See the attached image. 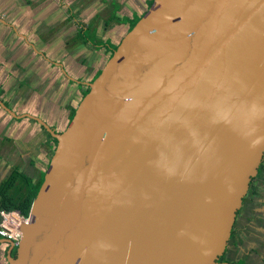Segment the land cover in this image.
Returning <instances> with one entry per match:
<instances>
[{
    "label": "water",
    "instance_id": "water-1",
    "mask_svg": "<svg viewBox=\"0 0 264 264\" xmlns=\"http://www.w3.org/2000/svg\"><path fill=\"white\" fill-rule=\"evenodd\" d=\"M88 86L62 133L18 117L57 145L9 264H228L264 159V0H153Z\"/></svg>",
    "mask_w": 264,
    "mask_h": 264
},
{
    "label": "flooded vegetation",
    "instance_id": "flooded-vegetation-1",
    "mask_svg": "<svg viewBox=\"0 0 264 264\" xmlns=\"http://www.w3.org/2000/svg\"><path fill=\"white\" fill-rule=\"evenodd\" d=\"M93 2V8L89 10L91 12L92 10L94 11L92 14L84 15L85 20H83V22L75 19V14L82 13L80 10L76 12L72 8L68 9L67 19L72 24L71 29H73V37L71 40L64 41L62 35L63 30L58 29L55 25L51 24L46 27L45 32L37 27L35 32L36 37L34 39L26 36H24L23 39L31 49L34 58H40L44 63L55 67L59 77L61 76L66 80V82H63L64 84H61L63 85L60 91L61 97L66 89L72 87L69 88V92L67 94L68 97L66 96V99L64 100L65 102L62 103L64 111L61 112V114L54 115L51 113L53 105L59 103L58 99H54L52 104H49L44 99H39V96L35 94V97L38 99L34 100V102L30 99L25 101L26 98L23 97V92L26 89L24 87L26 86L27 80L31 78L30 72L34 69L33 59L31 61L28 60V68L23 69L25 74L27 73L26 76H23V81L21 83L16 82V87L13 88L16 96H13V93H10L11 90L9 89V83L6 86L0 84V101L6 108L13 112L15 116H12L7 110L2 108L1 105L0 112H3L10 118H14L17 121L25 119L36 123L43 130L44 134L47 135V140L45 141L46 149L48 152H52L47 161H45L44 164L41 162L40 166L37 167V172L34 176L22 171L34 179L39 178L41 174L46 172L56 149L57 140L53 138L52 135L36 119L18 117L29 114L43 121L55 133L64 132L71 124L76 108L84 96L89 92V83L93 82L99 76L108 60L120 44L121 40L132 29V21L136 18L140 19L146 13L153 0H144V2L138 4L137 7H133L129 10L124 9L126 14L119 13V11L122 10L121 5L125 6V4L121 3L120 0H94ZM89 33L96 40L93 41L90 39ZM49 34H54V36L47 37ZM40 44H43V47L45 48H38ZM47 47H59V56L56 55V57L52 59L47 54ZM80 49H90L96 53L99 52L100 58L96 62L94 57H87L86 59L81 58L80 60L77 59V61L74 58L75 56L72 57L70 54L71 52H75ZM61 50L63 51L61 52ZM21 65L25 66V63ZM44 88L42 89V93L45 92ZM33 93H38L42 96V93H40L38 88L34 89ZM18 96L20 99H18ZM20 101H22V104L18 109L13 105V103L17 104ZM2 140L8 141L9 138L3 137ZM2 166L3 165H0V167ZM30 166L34 167V163L32 161ZM13 168H18L21 171L18 166L9 168L10 171L8 173L5 172L3 174L4 177L0 178V183L10 174ZM262 174H264V159L259 167L257 176L253 178L249 184L248 192L243 199L240 210L237 212L226 250L219 258V263L264 264V208L263 206L261 207L260 204V193L263 188V183L261 181ZM254 194L257 196H255L252 200H249V196ZM0 240L5 239L0 238ZM9 242L8 240L0 241V254L2 255L1 257L4 258L6 264H9L7 256L13 243ZM16 249L17 247L14 244L11 251V256L13 258L16 256Z\"/></svg>",
    "mask_w": 264,
    "mask_h": 264
},
{
    "label": "rangeland",
    "instance_id": "rangeland-1",
    "mask_svg": "<svg viewBox=\"0 0 264 264\" xmlns=\"http://www.w3.org/2000/svg\"><path fill=\"white\" fill-rule=\"evenodd\" d=\"M94 0H50L45 1V3H49L51 5L52 13L50 14H41L38 18V29H42L43 32L46 31V27L51 25H55L58 29L63 30V40H71L72 36V24L67 19V11L68 9H73L77 12L80 8V11H86L88 9L93 8ZM132 1V7L135 4H140L142 0H129ZM56 12V14H55ZM75 12V13H76ZM84 15L87 14H75V19L83 22L85 20ZM126 22V21H125ZM85 24V23H84ZM75 31V30H74ZM90 39L93 41L96 40L89 33ZM54 36V34H49L47 37ZM43 47V44H40ZM59 47H47V54L54 59V57L59 56ZM63 50H61L62 52ZM72 57L77 60L81 58H90L94 57L95 62L100 58L99 52L96 53L90 49L84 50H76L75 52H71ZM92 55V56H91ZM77 60V61H78ZM34 69L31 70L30 76L26 82V86L24 88L23 97L27 100H36L35 94L39 96V99H44L47 103L52 104L54 99H58L59 103L53 105V109L51 113L54 115H59L64 111L62 108V103H64L66 96L69 92V87L63 93L61 97V84L66 80L63 77H59L57 74V70L55 67H52L50 64L44 63L42 59H37V61H33ZM29 73V71H28ZM59 83V84H58ZM46 86V87H45ZM16 87V83L10 85V93H13V96H16V93L13 91V88ZM45 87V88H44ZM38 88L40 93H42V89H45V92L40 96L38 93H33L34 89ZM68 97V96H67ZM18 99L20 97L18 96ZM24 101V102H25ZM22 101L19 103H13V105L19 109ZM3 137H8L9 140H2ZM47 140V135L44 134L43 130L36 123L27 121L23 119L22 121H17L14 118H10L3 112H0V178L4 177L5 172H9V168L13 166L20 167L21 171L26 172L27 174L34 176L37 172V167L40 166L41 162L47 161L49 156L51 155V151L48 152L46 149L45 141ZM31 161L34 163V167L30 166ZM6 173V174H7ZM0 254V264H6L4 258L1 257Z\"/></svg>",
    "mask_w": 264,
    "mask_h": 264
},
{
    "label": "crops",
    "instance_id": "crops-1",
    "mask_svg": "<svg viewBox=\"0 0 264 264\" xmlns=\"http://www.w3.org/2000/svg\"><path fill=\"white\" fill-rule=\"evenodd\" d=\"M45 1L50 0H0V84L3 86L8 83L9 86L16 82L21 83L23 76L27 75L23 69L28 68V60L37 61L23 39L24 36L34 39L38 27V17L41 14L52 13L51 5ZM120 2L125 4V6L121 5L120 14H126L125 10L138 5L135 4L132 7V1L129 0H120ZM79 10L80 8L77 11ZM88 10L82 11V14H92L94 11ZM38 48L44 49L45 47L38 46ZM23 63L25 66L21 65ZM261 181L263 188L260 193V204L264 208V174L261 176ZM255 196L257 195L249 196V200Z\"/></svg>",
    "mask_w": 264,
    "mask_h": 264
},
{
    "label": "trees",
    "instance_id": "trees-1",
    "mask_svg": "<svg viewBox=\"0 0 264 264\" xmlns=\"http://www.w3.org/2000/svg\"><path fill=\"white\" fill-rule=\"evenodd\" d=\"M138 21L139 18L132 21V28ZM44 175L45 173L34 179L18 168H13L0 183V211H14L20 215L28 216L43 183Z\"/></svg>",
    "mask_w": 264,
    "mask_h": 264
},
{
    "label": "built area",
    "instance_id": "built-area-1",
    "mask_svg": "<svg viewBox=\"0 0 264 264\" xmlns=\"http://www.w3.org/2000/svg\"><path fill=\"white\" fill-rule=\"evenodd\" d=\"M29 222L30 214L24 216L14 211H0V238L13 242L17 246L22 239V228Z\"/></svg>",
    "mask_w": 264,
    "mask_h": 264
}]
</instances>
